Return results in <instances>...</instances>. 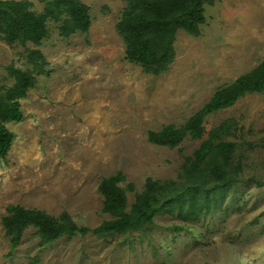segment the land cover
<instances>
[{"label": "rangeland", "instance_id": "obj_1", "mask_svg": "<svg viewBox=\"0 0 264 264\" xmlns=\"http://www.w3.org/2000/svg\"><path fill=\"white\" fill-rule=\"evenodd\" d=\"M27 1L35 12L45 7V0ZM81 1L91 15L87 34L65 35L64 16L46 19L40 44L0 35V91L14 84L11 65L36 78L19 99L23 118L6 122L15 137L0 156V264H264V90L209 113L203 137L186 136L175 146L148 138L150 130L185 123L219 86L264 59V0H207L199 32L176 31L174 57L158 74L125 57L117 22L126 0ZM36 48L46 61L40 73L27 59ZM229 118L235 125L225 138L238 145L242 181L216 211L187 221L163 212L145 229L50 242L29 225L12 247L2 222L8 205L68 211L95 227L111 217L102 211L103 177L121 172L131 204L147 177L177 178L185 157Z\"/></svg>", "mask_w": 264, "mask_h": 264}, {"label": "trees", "instance_id": "obj_2", "mask_svg": "<svg viewBox=\"0 0 264 264\" xmlns=\"http://www.w3.org/2000/svg\"><path fill=\"white\" fill-rule=\"evenodd\" d=\"M128 5L117 22L118 32L125 41V57L140 64L147 72L158 74L167 68L174 57V40L179 28L197 34L204 21V3L207 0H126ZM64 21L60 26L65 35L81 30L89 32L91 15L89 6L81 0H45L38 13L30 9L27 0H0V35L9 43L28 40L40 44L48 33L46 19ZM28 62L37 72L43 71L45 57L40 49H30ZM14 84L0 91V156L6 157L15 134L6 122L20 121L23 112L19 99L35 85L36 78L30 69L10 66ZM264 90V59L250 71L229 84L219 86L211 98L180 126L164 125L150 130L151 142L169 146L178 145L186 136L203 137L205 117L214 111L230 106L245 93ZM234 119H225L213 127L192 155H187L177 178L159 180L147 177L142 191L128 204L127 189L121 185V172L103 177L98 185L104 196L102 211L111 217L95 227L77 223L68 211L49 214L34 207L10 204L8 214L2 218L5 232L12 247L20 241L21 233L34 225L44 242L62 235L99 236L145 229L154 222L157 214L168 212L182 221L198 219L216 211L232 187L242 181L243 165L238 145L225 137L231 133ZM128 183V189H133ZM174 224V230L182 229Z\"/></svg>", "mask_w": 264, "mask_h": 264}]
</instances>
